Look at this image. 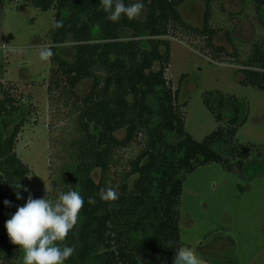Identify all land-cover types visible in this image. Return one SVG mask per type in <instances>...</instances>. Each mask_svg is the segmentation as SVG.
<instances>
[{"label": "trees", "instance_id": "16d2710c", "mask_svg": "<svg viewBox=\"0 0 264 264\" xmlns=\"http://www.w3.org/2000/svg\"><path fill=\"white\" fill-rule=\"evenodd\" d=\"M21 1L44 12L54 10L48 31L54 55L47 92L59 108L55 115L64 111L71 124L51 141L59 147L52 156L49 189L33 191L28 187L29 168L16 153L31 109L0 82V264H17L23 255L7 235L6 220L29 194L55 199L59 190H67L64 186H72L85 200L81 219L67 236L66 242L76 250L66 264H173L176 248L182 246L179 207L186 176L209 163L242 176L258 160L255 145L235 140L247 106L234 96L207 93L204 103L215 120L225 119V124L201 141L186 132V102L179 101V87L173 89L166 76L171 62L168 38L183 31L203 37L216 59L238 65L243 85L261 86L264 0H239L242 7L251 6L254 22L263 31L245 53L241 43L235 44L233 26L212 27L218 0H200L205 6L201 28L182 17L180 7L188 0H144L141 15L118 22L106 18L100 0ZM56 21H63V26L57 29ZM220 30L230 53L213 44ZM68 39L69 55L61 49ZM86 79L91 81L88 90L77 92ZM133 145L138 146L136 152L120 163L119 154ZM19 181L24 186L21 200L10 186ZM107 187L116 190L117 200L101 199V189ZM89 197L95 198L94 205Z\"/></svg>", "mask_w": 264, "mask_h": 264}, {"label": "rangeland", "instance_id": "374dc122", "mask_svg": "<svg viewBox=\"0 0 264 264\" xmlns=\"http://www.w3.org/2000/svg\"><path fill=\"white\" fill-rule=\"evenodd\" d=\"M0 3V82L31 109L18 136L16 153L29 168L28 187L46 191L52 156L59 147L51 141L60 136L62 127L71 124L65 120L64 111L59 117L55 115L59 108L47 92L50 59L43 61L39 57L40 48L51 45L48 31L54 24V10L44 12L21 0ZM204 8L202 1L188 0L180 12L189 25L201 28ZM254 19L251 6L242 7L239 0H218L213 6L211 25L233 26L235 44L241 43V52L245 53L250 50V41L263 35ZM168 39L171 62L166 76L173 89L179 87V101L186 102V132L201 141L225 124V119L217 122L204 103L207 93L234 96L247 106L246 121L238 128L235 140L241 145H255L258 160L249 169L247 166L242 176L226 171L219 163L199 166L186 176L179 207L181 245L193 247L205 264H264V84L243 85L244 74L236 69L238 65L216 59L199 35L183 31ZM213 44L232 52L221 30ZM61 49L70 54V39ZM90 83L88 79L82 81L77 92H86ZM210 98L214 102V97ZM137 148L133 145L121 152L120 163ZM255 172L258 176H253ZM17 264H23V255Z\"/></svg>", "mask_w": 264, "mask_h": 264}, {"label": "clouds", "instance_id": "9594fccd", "mask_svg": "<svg viewBox=\"0 0 264 264\" xmlns=\"http://www.w3.org/2000/svg\"><path fill=\"white\" fill-rule=\"evenodd\" d=\"M106 18L118 22L121 18L129 20L137 18L144 9V0H100ZM63 21H56L55 27L61 28ZM54 55L51 46H42L39 57L48 61ZM15 190L17 200L23 199L20 181L10 184ZM52 189L57 186L51 185ZM67 190H59L55 199L33 198L28 195L26 202L17 207L14 214L5 222V228L10 241L19 246L23 252V264H65L76 248L66 242L81 219V209L84 197L72 186H64ZM24 191L28 189L24 188ZM119 197L112 187L101 189V199L115 201ZM88 203L94 205V197L88 198ZM5 206L10 201H4ZM173 264H205L196 250L191 246L176 248Z\"/></svg>", "mask_w": 264, "mask_h": 264}]
</instances>
